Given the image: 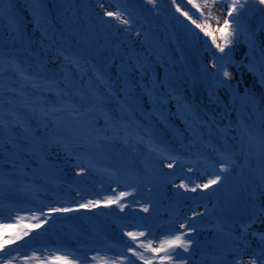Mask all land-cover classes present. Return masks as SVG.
Masks as SVG:
<instances>
[{"label": "rangeland", "instance_id": "1", "mask_svg": "<svg viewBox=\"0 0 264 264\" xmlns=\"http://www.w3.org/2000/svg\"><path fill=\"white\" fill-rule=\"evenodd\" d=\"M58 1L59 13L55 0L51 3L53 10L47 8V3L40 4L37 0H11L14 24L10 23L8 14L0 18V120L5 125H12L0 130L3 133L0 135V217H3L0 219V240L27 231L28 235L15 243L43 245L44 242H53L60 249L77 250L91 259L97 252L103 255L93 246V242L101 244L98 238H93L92 227L96 226L94 214L113 206L121 211L119 217L134 219L142 224L136 226L137 232L135 227L130 228L134 233H146L139 240L146 241L151 236L153 247L166 237L167 233L163 234L162 230L167 222L178 227V223H191L197 217L207 224L212 222L208 217L219 215L223 220L227 219L226 229L235 224L236 229L243 231L244 226L255 218L256 222L251 223L248 235L244 237L250 245L244 256L247 261L259 250L261 242L251 233L264 235V212L260 211L264 208V80L260 78L264 68V22H258L256 35L247 37L248 26L243 20L245 16L256 13L255 20L258 21V15L263 17V9L254 11L248 4L240 12L237 23L230 20V27L225 32L232 34L229 38L233 42L225 46L220 29L223 28L227 8L221 7V0H215L216 7L211 14L204 9L203 1L193 0V3L201 5L203 18H198L200 12L188 0L186 6L185 0H176L182 9L181 14L177 13L179 27L189 34L192 43L197 42L211 50L208 62L212 75L221 85L220 96L226 106L225 120L218 125L221 129H216L199 121L191 108L183 109L174 101L165 102V105L155 102L158 94L166 96L172 91L163 88L167 87L165 79L172 76L167 72L172 60L163 57L164 52L172 51L171 41L170 44H163V38L172 37L169 29L151 27L150 33H147L111 0ZM144 6L149 7L147 4ZM155 6L152 4V7ZM152 7L150 10H153ZM105 10H122L124 18L131 21L130 26L105 16ZM184 11L192 17L190 20L185 16L187 24L182 23ZM55 13L57 17L53 16ZM95 16L98 19L94 20ZM217 16L219 23L214 19ZM58 29L60 34L56 36L55 30ZM77 43L81 45L76 48ZM92 43L106 51L111 64L104 63L105 67L82 65L81 71L74 66L73 59L87 57L85 44ZM217 44L225 47L223 53ZM164 45L169 50L164 49ZM62 51L67 52V58ZM103 61L106 62L105 59ZM214 61L225 65L233 73L234 78L227 84L220 82L221 73L211 67ZM136 62L142 63L148 71L143 75L133 72L129 76L135 100L131 107L122 108L110 98L103 104L94 99V90H97L95 95H107V90L95 78L93 67L119 88L123 83L120 78L122 70ZM15 65H19L30 79L25 80L12 70ZM249 67L253 71H249ZM146 87L155 88L151 99L144 94ZM120 98L123 99V94ZM9 100L13 103L9 104ZM55 103L65 109L51 110L50 105ZM155 111L161 116L158 117ZM18 123L31 130L27 141H16L17 136L24 135L22 128L15 127ZM226 126L233 128L231 131L228 129L230 134L224 128ZM164 131L170 134L168 137L172 140L168 147H164V141L161 140V143L156 139ZM24 143H28L29 148L20 151L16 144ZM178 151L181 154L177 155ZM42 153L45 158H41ZM167 156L176 159L170 161L165 158ZM191 157H196V161H192ZM99 163L107 164L115 171L95 173L91 167ZM169 163L172 167H168ZM222 163L228 165V171L220 173L223 179L219 184L195 192L190 190L195 184L202 185L214 178ZM20 164H24L26 169L22 170ZM206 164L210 166L208 170ZM23 178L38 180V184H42L31 194L44 193L40 196L48 213L47 219L58 217L69 220L75 225L74 229L61 224L44 227L40 214L27 208L26 203L32 202V198L30 192L25 193L22 189ZM181 184H187L188 188L179 187ZM121 193L131 195L123 196L119 203H108L110 199L116 200ZM77 195L81 198L74 200L75 206L65 203V199L71 200ZM198 200L213 201L206 205L207 208L192 206ZM24 201L23 206H17ZM90 201L93 203L89 204ZM96 201L99 203L96 204ZM6 202L10 205H4ZM81 204L88 206L81 208ZM120 204L124 207L121 208ZM152 206L159 208L153 211ZM145 207L147 212L143 210ZM51 208L73 211L50 212ZM173 209L179 211L176 217L170 213ZM33 214L40 216V227H30L37 224L32 219ZM111 215L108 213L109 218L103 215L100 226L104 229L101 231L108 235L114 231L117 236H126L129 231L124 226L127 224L117 226ZM18 217L24 218L19 220L20 225L12 221ZM239 218L241 223L237 221ZM160 222H163V227ZM3 225L9 227L3 228ZM211 228L213 231L208 234L212 239V243H208L209 251L218 252L223 245H226V251L233 248L244 250L239 240L233 242L226 239L228 232L215 233L213 226ZM240 233L235 232L238 237L242 236ZM215 234L224 241L221 245L219 242L214 246ZM15 243L4 245L6 249L0 252V256L14 249ZM192 248L197 249V246ZM55 251L22 254L14 251L11 254L19 257L13 264H24V258L33 253L43 258ZM57 254L62 255L63 252ZM158 255L163 256L164 253ZM134 261L143 263L135 257ZM28 264L41 262L30 260ZM89 264L95 262L89 260Z\"/></svg>", "mask_w": 264, "mask_h": 264}, {"label": "snow or ice", "instance_id": "2", "mask_svg": "<svg viewBox=\"0 0 264 264\" xmlns=\"http://www.w3.org/2000/svg\"><path fill=\"white\" fill-rule=\"evenodd\" d=\"M149 3L153 4L154 6L157 3V0H148ZM172 2L175 4L176 0H172ZM259 4L264 5V0H258ZM188 3L193 4V7H195L200 12V17L203 18L204 12L201 10V5L197 3H193V0H188ZM248 5V0H221V7L227 8L226 12V18L223 21V28L220 29L221 37L224 40L225 46L231 44L233 41L229 38V33L225 32V29H228L230 27V20L233 23H237L238 17L240 15V12L243 11ZM101 8L104 7V5L101 3ZM204 9L209 11V14H211V10L216 7L215 0H212L211 3H209V0H205ZM177 11H180V5H176ZM13 9V5L11 0H0V18H3L5 14H8L10 17V23L14 24V18L11 17V12ZM35 11V9H34ZM105 16L107 17H113L116 21H119L120 23L124 25L130 26V19L124 18L122 15V10H116V11H107L105 10ZM234 14L235 17H234ZM183 15L188 17V19H192L191 16H189L187 11L183 12ZM216 19V22L219 23V17H214ZM193 23L195 21L193 20ZM37 24H39V21L37 20ZM199 27V25H198ZM211 35V33H208ZM215 40V38H214ZM217 48H219L220 52L225 51V47H222L221 45L217 44ZM223 59V58H222ZM74 66L83 71V66L79 59H76L73 61ZM212 68L216 69L219 73H221V83L227 84L228 81L232 80L233 73L228 70V68L223 64H218L217 62H213L211 65ZM14 71H16L23 79L28 80L30 79L28 76H25L23 73V69L19 65L13 66ZM148 69L140 62H136L135 64L129 66L126 69L122 70L121 73V80L123 83L120 84L119 88L116 87L115 83L106 79L104 75L101 73L95 71L93 67V74L95 78L100 82L101 85L104 86V88L107 90V95H95L94 90V99H97L100 101L101 104H103L105 101H107L109 98L112 100H116L118 104L121 105L122 108L125 107H131L133 103H135L134 100V94L132 92V88L129 82V76L133 72H139L142 75L146 74ZM249 71H253L251 67H249ZM260 78L261 80H264V68L261 69L260 72ZM33 87H36L35 84H33ZM153 92H155V88H145L144 94L148 95L151 99ZM121 94H123V99L121 100ZM175 99V97H173ZM157 104L163 103V96L162 94H158L156 97ZM9 104H12L13 101L9 100ZM11 128L12 125L8 124L5 125L2 120H0V130H3L4 128ZM15 127H20L23 129V136H17L16 141L24 140L27 141L28 137L30 135V129L27 127H24L22 123H18L15 125ZM2 131H0V135H2ZM15 144V141H14ZM16 147L20 151H27L29 148L28 143L24 144H16ZM166 159L170 161H175V157L167 156ZM168 167H172V163L168 164ZM191 171V169H189ZM228 171V165L226 163H222L219 167V172L215 175L214 178L208 179V182L205 184H195L191 187V191L195 192L197 189H207L212 185L219 184L223 177L220 175V173ZM264 178V177H262ZM181 188H188L187 184H181L179 185ZM125 195H131V193H121L116 200H108V203H119V200L123 198ZM93 202H89V204H92ZM96 204L99 203V201L95 202ZM88 205L81 204L80 207H87ZM120 207L123 208L124 205L120 204ZM145 212L148 211V208L145 207L143 209ZM50 212H69L73 211V209L69 208H51L49 210ZM261 212H264V208L260 209ZM42 215L45 216V219L43 220V223H47V214L42 213ZM11 218V217H9ZM0 219H3V217H0ZM23 217H18V220L22 221ZM32 219H35L37 221V224L31 225L30 227H40V216H37L33 214ZM256 219L254 218L249 224L245 225L243 228V233L241 237H237L236 239L239 240L243 246L244 250L241 251L238 248H233L228 252H225L220 257H218L219 264H264V235L258 234V233H251L253 236H257L258 239L261 241L259 250L256 251L251 258H249L247 261H245L244 256L247 251V248L250 246L248 245L247 241L244 239L245 236L248 235V229L251 227V223H255ZM3 228H8L9 225H3ZM179 228L184 229L183 232H177V233H168L166 234V237L164 239H161L159 241V244L156 247H153V238L149 236L146 241L139 240V237H145V232H128L126 235L131 238L132 242H135L131 246H127V251L132 253V256L135 257L138 260L143 261V264H153V261L159 260L160 264H188V261L186 258H183L180 253L176 251V249H180L183 252H189L193 245V240L191 239L190 233L196 231L195 227L191 226L190 223H182L179 225ZM28 235L27 231L22 232V234H18L15 237H9L7 240H0V252H3V247L6 244L9 243H15L17 239H22L23 236ZM187 237V238H186ZM137 248L142 249V251H138ZM17 251L16 249H11L9 252L3 253V256H0V264H13L14 260L19 259L18 256H12V252ZM63 254H57L61 253ZM152 253L151 256L147 255V253ZM159 253H164L163 256H159ZM231 256L232 259L229 260L227 257ZM30 260H36L40 261L41 264H78L79 261H84V264H89V261L86 256L77 255L74 252L65 251L63 249H57L55 252L51 253L47 257H38L35 253H33L29 257L24 258V264H28ZM91 261L95 262V264H135V261L130 260L127 256L121 257H115L111 258L107 255H101L99 252H97V255L93 256L91 258Z\"/></svg>", "mask_w": 264, "mask_h": 264}, {"label": "trees", "instance_id": "3", "mask_svg": "<svg viewBox=\"0 0 264 264\" xmlns=\"http://www.w3.org/2000/svg\"><path fill=\"white\" fill-rule=\"evenodd\" d=\"M37 1L40 4L47 3L48 4L47 8L51 9L52 6L51 3L53 0H37ZM111 1L121 6V8L124 10V13L129 14L132 20L134 21V23H136V26L139 27L140 29H145L147 33H150L151 27L158 28L160 30H164V29L166 30L167 28L169 29L168 31H171L172 37L170 39H168L167 37L163 38V44H166V42L170 44L169 41H171L172 51L164 52L163 57L168 61L172 60L169 62L170 64H168L167 66V72L172 73V76L167 77L165 79V84L167 85V87L163 86V88L167 89L168 91L169 90L172 91L170 92L171 94L167 93L166 96H163L164 103L161 104L165 105L166 104L165 102L174 101L178 106L179 105L183 106L184 107L183 109L191 108V111L192 110L195 111L196 113L195 115H198L197 118L199 119V121H203L202 122L203 124L206 125V123H208V126L210 127L221 129L218 128V125L219 123H223L225 120L226 106L224 100L220 96L221 85L220 86L218 85V82L216 81L215 77L212 75L210 63L208 62V56L210 55L211 50L205 45L202 46L199 45L197 42L192 43V40L189 38V34L187 32H184L182 28L179 27L177 22V17H178L177 13L181 14L182 9L180 6L181 10L177 11L176 5L179 4L178 1H176V3L174 4L172 0H157L156 3L157 5L155 6V8L152 7V4H149L148 0H111ZM201 1L205 2V0H201ZM55 2L56 4L58 3L59 5L58 0H55ZM145 4L149 5V7L147 6L148 8H146L144 6ZM186 4L187 1L185 0L184 5L186 6ZM56 7H57L56 11L59 13L58 7H60V5ZM150 7H152L153 10H150ZM263 13H262L263 17H261V15H258V21L255 20L257 15L256 13H252L250 17L245 16L243 23L245 24V26H248L247 29L249 31V34L247 35V37L251 35L252 36L256 35L255 34L257 32L256 29L259 26L258 22L259 21L260 23L261 21L264 22ZM151 15L155 17L153 18ZM53 16L57 17V14L55 13ZM183 17H181L182 23L187 24L186 22L187 18L185 16ZM95 19H98V16L97 17L95 16L94 20ZM59 29L55 30L56 36L60 34ZM81 30H83V27L81 28ZM86 39L87 41L90 42L92 41L88 38ZM92 44H85V50L88 55L87 57L81 59L75 58L73 59V61L79 59L81 64L86 67H91L93 65L95 67H100L101 65L105 67L104 63H107V65L109 66L111 64V59L108 57L106 51H104L103 48L96 47L94 44L93 45ZM75 45H76L75 47L77 48L81 44L79 45L77 43ZM69 47L70 46H68V49ZM163 47L164 49L169 50L167 49V47H165V45ZM62 52H63V56H66L65 58H67L68 56L67 52L65 51ZM104 59L106 62L103 61ZM173 97H175V99H173ZM56 104L57 103L50 105L51 110L53 109V111H55L56 109L57 111L58 109L60 110L65 109V108H61L62 106H58V104L57 105ZM41 114H45V113H41ZM156 114H158L159 117L160 114L157 112ZM7 121L10 120L8 119ZM224 128L227 130L229 129L230 131L233 130V128L227 126ZM229 130H228V134L231 133ZM140 133H142V130ZM225 134L227 135V132H225ZM168 135L170 134L164 131L162 134L159 135V137L157 138L155 137V138L158 139L161 143L162 141H164L166 143L164 144V147L166 146L168 147L169 145L172 144V140L169 139ZM129 136H131L132 138L131 134ZM179 154L181 153L178 151L177 155ZM174 156L176 157V154Z\"/></svg>", "mask_w": 264, "mask_h": 264}, {"label": "bare ground", "instance_id": "4", "mask_svg": "<svg viewBox=\"0 0 264 264\" xmlns=\"http://www.w3.org/2000/svg\"><path fill=\"white\" fill-rule=\"evenodd\" d=\"M255 137V136H254ZM191 159H192V161H196V157H191ZM101 167V169H102V171H104V172H112L106 165H101L100 166ZM206 169L208 170L209 168H210V166L208 165V164H206ZM215 174V173H214ZM213 200H209V201H206V202H199V201H196L195 203H193L192 204V206H200V207H208V206H206L209 202H212ZM173 215L175 216V212H173ZM132 224L134 225V226H139L140 225V222L138 221V222H136L135 220H133L132 221ZM132 226V225H131ZM260 244H261V242H260ZM159 262V261H158ZM213 264L215 263V262H212Z\"/></svg>", "mask_w": 264, "mask_h": 264}, {"label": "water", "instance_id": "5", "mask_svg": "<svg viewBox=\"0 0 264 264\" xmlns=\"http://www.w3.org/2000/svg\"><path fill=\"white\" fill-rule=\"evenodd\" d=\"M248 4L252 7L254 11H261L263 7L259 4L258 0H248ZM23 33V31H22ZM134 53V52H132Z\"/></svg>", "mask_w": 264, "mask_h": 264}]
</instances>
